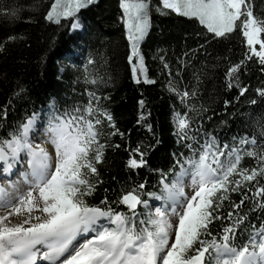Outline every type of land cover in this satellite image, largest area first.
Returning a JSON list of instances; mask_svg holds the SVG:
<instances>
[{
    "label": "snow or ice",
    "instance_id": "obj_1",
    "mask_svg": "<svg viewBox=\"0 0 264 264\" xmlns=\"http://www.w3.org/2000/svg\"><path fill=\"white\" fill-rule=\"evenodd\" d=\"M92 2L55 0L45 19L59 25L61 18L75 17ZM120 8L133 79L139 83L143 76L155 83L141 51L151 28V2L120 0ZM155 10L197 25L196 34L205 43L240 39L242 58L230 61L225 72V87L236 89L237 102L249 90L241 80L248 65L258 63L264 71V16L254 14L250 0H157ZM22 11L20 5L0 7V15L9 20L20 19ZM80 26L71 23L72 29ZM190 55L196 50L185 52L178 63H191ZM159 59L172 77L170 63L164 56ZM83 80L85 85L102 82L87 68ZM17 87L14 96L22 98L25 88ZM168 90L180 102L182 110L173 111V134L186 152L173 153L172 166L165 171L152 168L143 141L133 146L128 135L125 146L129 173L149 169L157 176L153 187L159 191H148L147 181H141L121 185L114 199L104 195L98 202L89 200L103 183L98 165L105 150L121 146L110 138L126 136L98 88L86 87L84 98L68 106L58 108L53 101L47 115L28 113L0 137V177L5 181L0 184V264H264V129L259 139L245 134L221 142L205 125L207 110L194 103L195 87L185 85L181 91L170 79ZM255 92L264 99V83ZM223 104L226 112L233 100ZM10 106L11 101L0 119L8 118ZM142 122L153 132L143 112L137 120ZM245 158L252 166H241ZM237 192L239 200L232 201L230 194ZM246 201L251 202L248 211ZM257 211L258 226L250 218ZM249 226L247 239L238 243Z\"/></svg>",
    "mask_w": 264,
    "mask_h": 264
},
{
    "label": "trees",
    "instance_id": "obj_2",
    "mask_svg": "<svg viewBox=\"0 0 264 264\" xmlns=\"http://www.w3.org/2000/svg\"><path fill=\"white\" fill-rule=\"evenodd\" d=\"M54 2L0 0V7L23 6L18 20L0 15V45H3L0 50V114L11 101L8 118L0 119V137L6 136L26 114L44 111L47 115L53 101L58 108L68 106L74 100L84 98L86 87L98 88V94L107 97L104 104L113 114L117 128L126 136L110 138L114 145L121 146L105 150L103 161L98 165L103 183L89 197L91 202H98L104 195L114 199L121 185L131 187L141 181H147L148 191H159L158 187H153L157 176L149 169L130 174L125 167L128 135L133 146L143 141L152 168L167 171L172 166L173 153L186 152L173 134V111L182 109L177 97L168 90L170 79L181 91L185 85L189 90L192 87L197 89L194 103L197 109L203 106L207 110L205 125L209 131L215 130L221 142H231L232 137L245 134L259 139L264 129V99L258 96L255 89L264 83L261 66L258 63L248 65L241 80L249 85V90L239 102L234 99L238 95L236 89L225 87L229 62L242 58L244 46L237 36L205 43V38L196 34L199 31L197 25L176 14L158 13L155 10L157 0H150L151 28L141 43V51L145 56L149 79L155 83H137L133 80L127 60L129 48L121 19L120 0H93L75 17L61 18L59 25L45 19ZM250 3L254 14L264 16V0H250ZM74 21L84 24L83 36L71 32ZM9 36L15 39L8 40ZM79 44L82 45V57L73 54ZM190 50H196V55H190L191 63L181 66L177 58L183 62V54ZM160 56L170 63L172 77L164 70ZM89 59L92 64L88 63ZM60 60L64 66L58 64ZM85 68L93 78H101L102 82L98 80L96 85H85ZM18 85L25 88L22 98L14 96ZM225 99L233 100L226 112ZM253 99L256 100L254 105L248 103ZM140 100L144 101L143 106L139 104ZM142 112L145 121L152 124L154 135L147 131L143 122L137 123ZM208 117L212 119L208 120ZM241 166L250 167L252 162L245 158ZM105 189L111 190L105 193ZM230 195L232 201L239 200L240 193ZM246 204L244 211L251 207L250 201ZM224 210H228L227 201ZM260 217L259 211L255 216L250 214L252 224L258 226ZM214 227L218 226L214 224ZM251 231V226L247 231H241L237 242L246 240Z\"/></svg>",
    "mask_w": 264,
    "mask_h": 264
},
{
    "label": "rangeland",
    "instance_id": "obj_3",
    "mask_svg": "<svg viewBox=\"0 0 264 264\" xmlns=\"http://www.w3.org/2000/svg\"><path fill=\"white\" fill-rule=\"evenodd\" d=\"M72 30H75V29H72ZM142 43V42H141ZM133 77V76H132ZM134 80V79H133ZM135 82H136V80H134ZM140 81H143V82H145L144 81V79H143V76H141L140 77ZM41 133H43V129L41 128ZM16 178V175H13V177H12V179H15ZM5 182V181H4ZM2 212V210H0V213Z\"/></svg>",
    "mask_w": 264,
    "mask_h": 264
},
{
    "label": "bare ground",
    "instance_id": "obj_4",
    "mask_svg": "<svg viewBox=\"0 0 264 264\" xmlns=\"http://www.w3.org/2000/svg\"><path fill=\"white\" fill-rule=\"evenodd\" d=\"M0 184H1V183H0ZM2 212H3V210H2ZM2 212H1V213H2Z\"/></svg>",
    "mask_w": 264,
    "mask_h": 264
}]
</instances>
